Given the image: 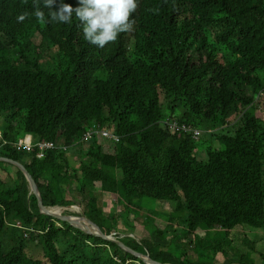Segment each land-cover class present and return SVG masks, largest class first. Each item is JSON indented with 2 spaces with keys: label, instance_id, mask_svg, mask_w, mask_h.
<instances>
[{
  "label": "trees",
  "instance_id": "16d2710c",
  "mask_svg": "<svg viewBox=\"0 0 264 264\" xmlns=\"http://www.w3.org/2000/svg\"><path fill=\"white\" fill-rule=\"evenodd\" d=\"M48 11L43 0H0V157L25 165L44 204L78 203L105 234L164 263L219 264L236 227L264 230V0H139L130 30L103 49L75 18L61 24ZM169 122L203 130L209 146L200 151L204 134L195 140ZM93 129L119 142L84 144ZM27 135L63 148L39 159L37 147L18 151ZM145 208L151 233L169 244L119 237L120 221L130 229ZM245 242L241 264H254L258 243ZM0 264L146 263L43 214L23 172L0 161Z\"/></svg>",
  "mask_w": 264,
  "mask_h": 264
},
{
  "label": "clouds",
  "instance_id": "9594fccd",
  "mask_svg": "<svg viewBox=\"0 0 264 264\" xmlns=\"http://www.w3.org/2000/svg\"><path fill=\"white\" fill-rule=\"evenodd\" d=\"M139 0H76L73 7L66 0H43V7L49 11L48 17L61 24H71L73 18L78 21L83 39L96 48L103 49L115 42L121 33L132 26L133 13ZM36 17L44 21L45 13L37 10ZM25 17L21 15L20 20ZM32 136V135H31Z\"/></svg>",
  "mask_w": 264,
  "mask_h": 264
},
{
  "label": "rangeland",
  "instance_id": "374dc122",
  "mask_svg": "<svg viewBox=\"0 0 264 264\" xmlns=\"http://www.w3.org/2000/svg\"><path fill=\"white\" fill-rule=\"evenodd\" d=\"M36 42H39L40 39L36 38L35 39ZM202 132H204L203 130H201ZM204 134V133H203ZM209 141H211L210 136L207 134H204V136L202 137V139L199 141L200 143V151H204V148L209 146ZM114 141L110 140V139H104V144L105 145H110L113 144ZM217 143V142H216ZM215 144V142H214ZM204 155V153L200 152L199 156L200 158ZM8 172L12 173V168L11 167H7ZM7 175L3 174V178L4 180L6 179ZM74 197L80 201L81 198L78 194H75ZM153 202H155V205L157 207V210H160L162 212H171L174 210L175 208V203L172 202H161V201H153L151 199L145 198L144 199V204H152ZM73 206H77L79 207V209L77 211L72 210L71 207ZM111 210H114V202L113 204L109 201L107 202L106 205V212H109ZM66 214H78V215H85V211L84 208L82 206H80L78 203L74 204L72 206H69V209L65 210ZM139 213V212H138ZM147 214H148V209L145 208L143 209V211H141L138 214V217H131L134 220H136L135 222H131L128 218L127 222L130 223V229L128 227H126L127 224H125V222H123V220L120 221V229H119V237H124L126 235L135 237L137 240H139L140 242L142 240H150V241H154V242H161V243H165V244H169L170 239H160V237L155 234V233H151L150 228H149V222L146 220L147 218ZM129 216V215H128ZM156 223L158 224V226H160V228H165L167 222L164 219H157ZM58 225H60L58 223ZM23 231H25L23 228L21 229ZM216 232V231H215ZM215 232H213L212 234L214 235ZM212 237V235H211ZM118 238V237H117ZM232 238L234 240V243L232 245L231 248V252H230V256L229 258L223 256L222 254L218 255V259L217 261L219 262V264H241V258L243 254H246L250 251V247L246 244L245 240L247 238H250L252 240H254L255 242L258 243L257 247H256V251L252 252V260L254 262V264H264V230L260 229V228H256V227H251L248 224H243L240 225L238 227H236V229L234 230V233L232 235ZM7 240L8 243L9 239L8 237L5 238ZM38 238H35V240L32 242V244H30L29 246L31 247L30 249L32 250V252L34 254L38 253L40 251V247L38 246ZM192 241L190 240H185L184 246L185 249H188V254L189 256H191L194 260H198L199 259V252L197 251L195 244H191ZM180 241L176 242L175 241L170 244V249L175 250L178 246H179ZM9 246V243H8ZM183 247V243L181 245V249ZM179 254H181V252L183 251H179ZM206 258H208V260H210L209 256H207ZM205 259V258H204ZM213 261V260H210ZM217 263V262H216Z\"/></svg>",
  "mask_w": 264,
  "mask_h": 264
},
{
  "label": "water",
  "instance_id": "95a60500",
  "mask_svg": "<svg viewBox=\"0 0 264 264\" xmlns=\"http://www.w3.org/2000/svg\"><path fill=\"white\" fill-rule=\"evenodd\" d=\"M0 161L14 165L23 172L29 184L31 195H35V197L37 198L40 211L43 214L52 216L61 221L69 222L73 226L80 228L81 230L85 231L88 234H93L95 236L102 237L106 240L116 242L123 249L137 256L146 264H173V263H164V262L158 261L156 259H153L148 252L142 253L140 251H137L131 248L125 242H123L120 238H117L114 234H110V235L105 234L102 231V229L98 226L97 223H95L93 220H91L89 217L85 215H78L74 213L66 214L65 210L69 209V206H46L42 200V196H41V192H40L38 184L36 183L35 179L30 174V172L27 170L24 164L18 161H14L12 159L1 158V157H0ZM55 207L62 208V211L57 212V211L51 210L52 208H55Z\"/></svg>",
  "mask_w": 264,
  "mask_h": 264
},
{
  "label": "built area",
  "instance_id": "2783aa9c",
  "mask_svg": "<svg viewBox=\"0 0 264 264\" xmlns=\"http://www.w3.org/2000/svg\"><path fill=\"white\" fill-rule=\"evenodd\" d=\"M170 128L173 131L181 132L184 134H190L193 135L194 139H199L202 135L203 132L199 129H194L193 127L189 125L183 124L181 127H179L176 123H170ZM30 137V140L28 138ZM97 137H102L103 139H110L114 142H119V138L112 135L109 131H105L102 129L98 130H90L87 133L84 134L82 138V142L89 143L91 142L94 138ZM37 147L39 149L38 153V158L43 159L45 157V153L49 150H57L59 148H63L60 145L56 144L55 142H35V139L31 135H27L25 138L21 139L20 142L17 145L18 151H30L33 148ZM64 149H66L64 147ZM19 226H21L18 223Z\"/></svg>",
  "mask_w": 264,
  "mask_h": 264
},
{
  "label": "bare ground",
  "instance_id": "6f19581e",
  "mask_svg": "<svg viewBox=\"0 0 264 264\" xmlns=\"http://www.w3.org/2000/svg\"><path fill=\"white\" fill-rule=\"evenodd\" d=\"M107 76H108V75H107ZM71 209H72V210H75V211L78 210V209L73 208V207H71ZM51 210H62V208H60V207H55V208H52Z\"/></svg>",
  "mask_w": 264,
  "mask_h": 264
},
{
  "label": "crops",
  "instance_id": "0c3cea01",
  "mask_svg": "<svg viewBox=\"0 0 264 264\" xmlns=\"http://www.w3.org/2000/svg\"><path fill=\"white\" fill-rule=\"evenodd\" d=\"M74 158V160H77V158L76 157H73ZM240 226V225H239Z\"/></svg>",
  "mask_w": 264,
  "mask_h": 264
}]
</instances>
